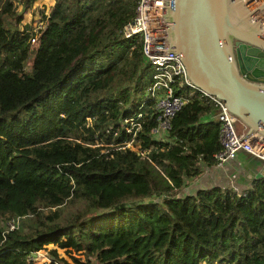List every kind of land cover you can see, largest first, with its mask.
Masks as SVG:
<instances>
[{
    "label": "trees",
    "instance_id": "16d2710c",
    "mask_svg": "<svg viewBox=\"0 0 264 264\" xmlns=\"http://www.w3.org/2000/svg\"><path fill=\"white\" fill-rule=\"evenodd\" d=\"M35 1L18 12L0 0V264H38L30 257L49 245L40 264H69L58 249L82 254L76 264H264V177L240 193L181 195L217 163L210 104L195 96L165 140L152 135L156 115L145 120V156L109 145L128 138L120 122L136 111L129 88L109 90L149 83L139 37L122 35L138 0H54L32 45L20 23Z\"/></svg>",
    "mask_w": 264,
    "mask_h": 264
},
{
    "label": "water",
    "instance_id": "95a60500",
    "mask_svg": "<svg viewBox=\"0 0 264 264\" xmlns=\"http://www.w3.org/2000/svg\"><path fill=\"white\" fill-rule=\"evenodd\" d=\"M169 49L188 79L264 139V27L240 0H167ZM246 178L264 177V165Z\"/></svg>",
    "mask_w": 264,
    "mask_h": 264
},
{
    "label": "built area",
    "instance_id": "2783aa9c",
    "mask_svg": "<svg viewBox=\"0 0 264 264\" xmlns=\"http://www.w3.org/2000/svg\"><path fill=\"white\" fill-rule=\"evenodd\" d=\"M240 1L252 13L253 19L260 21L264 18V0ZM167 8V0H138L134 16L123 26L122 35L125 38L139 37L142 55L150 65V78L136 104V111L120 122V128L128 138L119 143L112 140V144L117 149L130 148L145 156L150 148L142 149L139 137L144 121L156 115L157 124L152 129V135L155 139L165 140L175 114L196 96L216 110L220 149L213 154L215 161L220 165L227 164L237 160L238 153L244 151L264 165V139L256 134L246 136V130L238 133L236 120L229 113L226 104L197 88L188 79L180 56L169 49L165 21ZM42 25L40 20L37 27L33 26L35 35L30 39L32 44ZM109 129L110 125L105 130ZM15 227L16 221L7 222L8 229ZM39 254V251L35 252L30 259L34 261ZM44 262H50V259L47 258Z\"/></svg>",
    "mask_w": 264,
    "mask_h": 264
},
{
    "label": "rangeland",
    "instance_id": "374dc122",
    "mask_svg": "<svg viewBox=\"0 0 264 264\" xmlns=\"http://www.w3.org/2000/svg\"><path fill=\"white\" fill-rule=\"evenodd\" d=\"M14 7L18 12L22 11V4L19 2V0H13ZM54 4V0H36L33 5L25 10L22 13V20L20 23V27H23L24 24H31L32 26L38 25V22H40V19L42 18V13L48 14L50 11L51 6ZM31 43V40H30ZM32 44V43H31ZM32 45H35L33 43ZM31 62L28 63V66L26 70H30ZM150 74V70H149ZM129 88V91H132V101L131 104L128 105L132 107L133 105L137 104L140 100L141 94L140 92L134 93L133 87L130 84H123L118 86L117 88H113L109 90L108 95L110 97H122V93L124 89ZM236 130L239 133L240 127L238 122L235 124ZM244 131V130H243ZM106 145V144H104ZM109 145L113 146L117 149L116 146L112 144V142L109 143ZM105 150H109L108 147L105 148ZM238 161H244L243 159L233 160L227 164L220 165L218 163H215L213 165H206L201 164V170L202 175L197 178L193 179L191 186H189V180H186V184L183 187L181 191V195L184 194H194L195 187L201 186L203 183H207L208 186H221V187H229L238 193L243 192L246 187L248 186V182L246 181V172L244 171L243 167L238 165ZM249 180V179H247ZM209 188V187H207ZM194 192V193H193ZM152 200H158L157 198H153ZM9 220H4L3 224L7 227V222ZM53 246L49 245L46 249L40 250V254L34 261L38 264L46 261L49 255V250L52 249ZM59 255L65 259L69 264H76L74 260L72 259V256L76 258H83L82 254H76L74 252H68L65 249H58ZM216 264H222V263H216ZM225 264V263H223Z\"/></svg>",
    "mask_w": 264,
    "mask_h": 264
},
{
    "label": "crops",
    "instance_id": "0c3cea01",
    "mask_svg": "<svg viewBox=\"0 0 264 264\" xmlns=\"http://www.w3.org/2000/svg\"><path fill=\"white\" fill-rule=\"evenodd\" d=\"M260 24L262 25V27H264V18L262 19V20H260ZM240 125H242V124H240ZM240 127V132L239 133H241L243 130L245 131V127L242 125V127L241 126H239ZM238 159H241V158H239L238 156H237V160ZM238 165L239 166H241V167H243V169H244V171L247 173V171H246V167H248L249 169H251V170H253V171H255V172H258L259 171V167H260V165H262V163H258L256 160L255 161H253V160H251V158H249L248 160H246V161H238ZM202 175V173L201 174H199L198 176H196V177H194L193 179H197V178H199L200 176ZM193 179H189V186H191V183H192V180ZM249 180H251V179H249ZM253 180V179H252ZM248 185V184H247ZM207 187H210V186H208L207 185V183H203V184H201V186H197V188L195 187V191L194 192H196V190H198V189H200V188H207ZM247 188V187H246ZM193 192V193H194Z\"/></svg>",
    "mask_w": 264,
    "mask_h": 264
}]
</instances>
